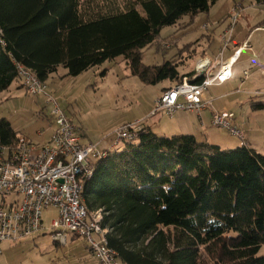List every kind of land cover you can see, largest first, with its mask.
<instances>
[{"label":"trees","instance_id":"trees-1","mask_svg":"<svg viewBox=\"0 0 264 264\" xmlns=\"http://www.w3.org/2000/svg\"><path fill=\"white\" fill-rule=\"evenodd\" d=\"M218 1L0 0V94L16 81L25 89L20 67L46 83L60 68L78 77L119 57L147 85L185 78L201 84L205 74L179 72L181 58L147 66L143 51L158 45L164 28ZM252 106L264 109L263 102ZM18 137L0 119V145ZM135 140L124 141L122 151L105 149L82 194L90 214L103 211L119 261L264 264V154L247 146L223 150L194 135L158 136L147 127Z\"/></svg>","mask_w":264,"mask_h":264},{"label":"rangeland","instance_id":"rangeland-1","mask_svg":"<svg viewBox=\"0 0 264 264\" xmlns=\"http://www.w3.org/2000/svg\"><path fill=\"white\" fill-rule=\"evenodd\" d=\"M237 3L242 4L243 11L234 28L233 39L242 43L250 33L248 25L251 27L264 26L262 25L264 23V0H219L211 6L209 12L200 13L193 19L182 18L177 25L162 30L158 45H152L143 51V63L147 66H160L167 61L181 58L180 62L183 63L180 64L179 72L183 74L186 73L187 68L194 69L195 67L196 60L192 59L191 55L194 54L200 58L204 52L212 57V60L216 57L217 67H219L218 58L224 48L223 31L230 25L229 16ZM205 25L209 26L208 30L204 29ZM255 33L250 40L254 47L253 50L244 49L243 52L245 50L246 52L242 53L243 56L241 54L242 59L240 60V56L235 68L233 67V81L225 86L208 89V95L211 99H216L214 104L219 111L227 101L241 99L242 102L246 99L243 102L244 106L234 109L240 118L243 117L242 114L240 115V109L246 111V117H249L250 112L255 110L252 103L264 101V97L260 96L257 100L252 99L254 96L252 93L264 91V76H261L264 71L260 70L256 73L252 69L262 68L264 70V30L258 29ZM233 42L230 43L229 48ZM166 45H171V48H166ZM229 48L223 53L224 62L234 55ZM254 54H257V59H253ZM251 56L252 63L243 62L245 58H251ZM201 64L199 65L200 71L205 70L207 74L210 68H203ZM246 71L250 74V79L243 89L246 90L251 85L253 91L249 95L236 91L242 78H245L244 72ZM66 74L67 71L60 68L47 81V94L55 97L69 120L80 129L83 144H100L101 150L110 149L115 143L119 130L125 126L140 123L141 127L151 128L152 132L158 136L194 135L197 140L205 142V138L200 135L205 134L207 130L208 135L220 137L223 142H226V147L229 148H222L223 150L245 146V141L233 136L227 130L214 128L209 123L212 116L211 109L207 111V114L204 112L205 116L203 114L207 124L205 129L198 115L193 112H178L171 117L166 111H158L155 116H152L156 109V102L164 89L170 88L174 83L168 81L157 85L143 83L138 76L133 74L130 61L124 57L94 67L78 77H70ZM227 92L232 95L229 99H218ZM51 111L52 107L47 103L46 96L29 95L25 89L21 88L18 81L8 91L0 94V119L8 120L19 137L25 136L35 145L48 144L52 138ZM256 111L252 118V125L254 124L263 132L264 109ZM132 142L137 143L136 140ZM125 146L126 143L122 142L112 151H122ZM20 199L18 196L8 198L9 201H20ZM57 218L56 210L44 211L45 229L39 234L24 241L3 243L0 264H99L85 238L70 235L65 245L54 241L49 228L53 220ZM95 237L98 239L97 236ZM262 252L264 253V246Z\"/></svg>","mask_w":264,"mask_h":264},{"label":"built area","instance_id":"built-area-1","mask_svg":"<svg viewBox=\"0 0 264 264\" xmlns=\"http://www.w3.org/2000/svg\"><path fill=\"white\" fill-rule=\"evenodd\" d=\"M242 11L239 3L232 8L231 23L222 37L224 48L218 58L217 73L206 76L201 84L185 78L181 84L163 92L152 116L158 111H166L171 117L181 111L200 114L211 105L205 96L206 91L233 78V67L243 50L249 47L248 43L238 47L227 62L223 61V53L233 40L234 28ZM204 29L208 30L209 26L205 25ZM19 71L29 95L47 97V103L52 107L54 129L50 142L43 146L33 144L25 136L18 137L13 145H0V255L3 243L24 241L44 230L43 213L54 209L58 218L49 228L54 241L65 245L70 235L83 237L99 264H127L119 261L117 254L108 246L110 229L102 226L103 211L90 214L82 203L85 184L92 178L96 162L108 156V150H101L100 144H83L80 129L69 120L55 97L47 94V82L40 81L23 67ZM204 74L205 70L195 78ZM244 76L248 78V72ZM254 94L264 97V91H255ZM234 120L233 112L222 109L213 114L211 124L246 141L245 133L233 124ZM140 130V123L123 127L117 132L112 148L124 141L135 140ZM10 196L21 199L9 201Z\"/></svg>","mask_w":264,"mask_h":264},{"label":"crops","instance_id":"crops-1","mask_svg":"<svg viewBox=\"0 0 264 264\" xmlns=\"http://www.w3.org/2000/svg\"><path fill=\"white\" fill-rule=\"evenodd\" d=\"M260 26L261 25H257V26L251 27V25H248V27L250 29V33L248 34V36L246 37V39L242 43H240L239 41H235L233 39L235 42H233V40H232L233 43L230 46L229 51L232 52V54H233L238 47H240V46H242V45H244L246 43H248V45L250 47V48L248 47L246 49L253 50L254 47L252 46V43H251L250 40H252V38H253L252 36H254L256 34L255 33L256 30H258V29H263L264 30V26L263 27L262 26L260 27ZM225 30L223 32H225ZM170 48H171V46L169 47V49ZM245 52H246V50L243 52V54ZM243 54H242V56H243ZM191 56H192L191 57L192 59L196 60L195 67H194V69L187 68L186 71H185L186 73H183V74H188V73H191V72H194V73L197 72V73H199V71L201 70V69H199V65L201 63H202L201 65H203V68H210L209 71L207 72V74H205V76H209V75L215 74L218 71V68L219 67H217V62H216L217 61V58L216 57H215V60H212V57H210L208 54H206L204 52L202 53V55H200V58L197 55H194V54L191 55ZM242 56H241L240 60L242 59ZM257 58H258L257 57V54H254L253 55V59H257ZM251 59H252V56H251V58L250 57L249 58H245V60L243 62L244 63H252L251 62ZM210 64H211V67H210ZM234 68H233V70H234ZM252 69L254 70L253 72H256V73H259L260 70H261V72L264 71L262 68H252ZM200 72H202V71H200ZM197 73H195V74L197 75ZM261 76H264V74L261 73ZM233 79H234V73H233V78L230 81H228V82H226V83H224L222 85H215V86H225L228 83L230 84L233 81ZM249 79H250V74H249L248 78H246V77L245 78H242V82H241L239 88L236 90V91H238V93L240 92V93H243V95H246V94L249 95V93H251V91H253V87H251V85L246 90L243 89V87L245 86V84L247 83V81ZM215 86H212V87H215ZM212 87H210V88H212ZM208 91L209 90L206 91V95L205 96H206L207 100H209L211 102V105L207 109H205L204 111H202L200 114H197L196 113L198 115V117H199V120L202 123L203 129H205V126H207V124L205 123V118H204L205 114L208 113L207 111L211 109V115L212 116H213V114L215 112H219L218 107H216V105L214 104L216 102L215 101L216 99L215 98L214 99L213 98L211 99L210 96L208 95ZM252 94H254V93H252ZM231 96L232 95L229 92H227V93L223 94L222 96H220V98H218V99H223V100L226 99V98L229 99ZM253 97H255V94H254V96H252V98ZM255 99L257 100V98H255ZM245 101H246V99H244V101L242 100V102H241V99L240 100H238V99L235 100L234 99L232 101H227L221 107H222V109H228V110H230L231 112L234 113L235 120L233 121V124L235 126H237L238 128H240L245 133V135H246L245 146H247L249 149L255 150L257 153L264 154V131L262 132V131H260V129H257L254 126V124L252 125L253 115L257 111L256 110H253V112H250L249 117H246L247 116L246 111H242V109H240V111H241L240 112V115L241 114L243 115V117H241V118L238 117L237 114L234 111V109L237 108L238 106L239 107L240 106L241 107L244 106L243 102H245ZM261 102L264 103V101H258L256 103H261ZM181 112H184V111H181ZM204 112H205V114H204ZM203 114H204V116H203ZM212 116L209 119V121H210L209 123L210 124L212 122L211 121L212 120ZM50 122L52 124L53 123V120H51ZM255 122L257 123V120H255ZM53 129H54V125H53V128H52V131H53ZM206 131L207 130H205V134L200 135V136H202V137L205 138V140H206L205 142L210 143L212 145H217V146H219L221 148H229V147H226L227 144H226V142H223V139L222 138H220V137L216 138V137H213L212 135H208L206 133ZM201 142H203V141H201ZM38 146H43V145H38Z\"/></svg>","mask_w":264,"mask_h":264}]
</instances>
